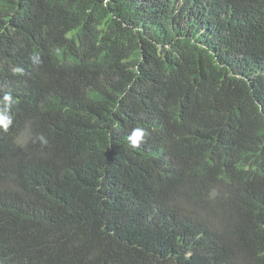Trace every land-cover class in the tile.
Masks as SVG:
<instances>
[{"label":"trees","instance_id":"trees-1","mask_svg":"<svg viewBox=\"0 0 264 264\" xmlns=\"http://www.w3.org/2000/svg\"><path fill=\"white\" fill-rule=\"evenodd\" d=\"M5 112L0 264H264V0H0Z\"/></svg>","mask_w":264,"mask_h":264},{"label":"clouds","instance_id":"clouds-1","mask_svg":"<svg viewBox=\"0 0 264 264\" xmlns=\"http://www.w3.org/2000/svg\"><path fill=\"white\" fill-rule=\"evenodd\" d=\"M4 100L10 101L11 97L10 96H5ZM12 124V118L11 116L7 115L6 112L5 113H0V129H2L3 131H7L8 128L11 126ZM147 135L146 130L143 128H135L132 130L131 135L128 137L130 144L133 147H138L140 145L141 142H143L145 136ZM43 138L41 137V140Z\"/></svg>","mask_w":264,"mask_h":264},{"label":"rangeland","instance_id":"rangeland-1","mask_svg":"<svg viewBox=\"0 0 264 264\" xmlns=\"http://www.w3.org/2000/svg\"><path fill=\"white\" fill-rule=\"evenodd\" d=\"M26 140V137H22V141H25Z\"/></svg>","mask_w":264,"mask_h":264}]
</instances>
